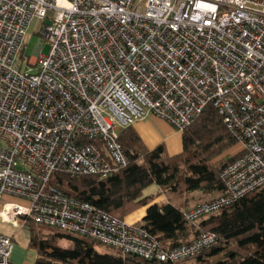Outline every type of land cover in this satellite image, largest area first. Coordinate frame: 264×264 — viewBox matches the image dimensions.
Here are the masks:
<instances>
[{
	"label": "built area",
	"instance_id": "obj_1",
	"mask_svg": "<svg viewBox=\"0 0 264 264\" xmlns=\"http://www.w3.org/2000/svg\"><path fill=\"white\" fill-rule=\"evenodd\" d=\"M31 18L40 39L22 59ZM207 105L240 151L219 172L223 192L183 211L189 223L264 185V0H0V222L30 220L161 262L201 254L215 234L163 248L49 182L107 177L130 163L121 130L151 114L181 131ZM13 246L0 232V264Z\"/></svg>",
	"mask_w": 264,
	"mask_h": 264
},
{
	"label": "trees",
	"instance_id": "obj_2",
	"mask_svg": "<svg viewBox=\"0 0 264 264\" xmlns=\"http://www.w3.org/2000/svg\"><path fill=\"white\" fill-rule=\"evenodd\" d=\"M130 163L107 177L54 173L50 184L90 202L106 213L124 219L147 206L142 227L155 235L163 248L189 242L201 232H211L216 244L201 254L170 263L145 259L86 236L49 229H29L28 247L34 264H264V185L220 211L187 222L181 208L152 203L143 190L156 184L173 194L199 190L210 196L223 192L221 168L239 154L228 155L236 145L216 109L207 105L181 130L182 151L169 155L163 144L147 149L130 128L118 137ZM66 240L62 246L60 241ZM101 246L104 249L100 250Z\"/></svg>",
	"mask_w": 264,
	"mask_h": 264
},
{
	"label": "rangeland",
	"instance_id": "obj_3",
	"mask_svg": "<svg viewBox=\"0 0 264 264\" xmlns=\"http://www.w3.org/2000/svg\"><path fill=\"white\" fill-rule=\"evenodd\" d=\"M39 25L40 24L36 20V18L30 19L27 25L25 34L23 36L22 43H21L20 53H22V55L24 56V58L22 59H26V58L31 59L32 56H34L35 47L40 39L38 32H37L39 29ZM48 50H49V46L46 44H43L41 47V54L45 55L48 52ZM27 67L31 71H34L31 65H28ZM140 124L142 125L141 133L143 135L144 142L147 146L151 147L154 144V142H156L155 140H157V137H162V134H163L162 129L159 128V125L155 123L151 118H147L144 122H141ZM134 125L136 126L137 124H134ZM168 126L171 129L175 130L176 132L170 138L165 140L166 149L169 152V154H175V153L180 152L182 149L181 140H180V130L173 128L169 124ZM159 191L160 189L158 188L156 184H151L143 190V195L157 194ZM188 193L190 192H185L183 194H173L167 191H161L156 195L155 201L160 204L165 203L168 200H170L173 203L174 202L177 203L183 197H185V195ZM202 199L203 200H201L197 204L203 201H206L208 198L202 197ZM144 219H145V207H141L139 210L126 216L124 221L128 224L130 223V224L142 225V223L144 222ZM30 225L35 229L42 228L44 232H47L49 231V229H52V228L41 226L35 223H30ZM29 229L30 227L27 225L15 227V226H12L11 224L0 222V232L13 237L14 245L21 249L27 248V241H28L29 232H30ZM60 244L62 246H65L67 244L66 240L62 239L60 241ZM98 249L103 250L104 248L99 246Z\"/></svg>",
	"mask_w": 264,
	"mask_h": 264
},
{
	"label": "crops",
	"instance_id": "obj_4",
	"mask_svg": "<svg viewBox=\"0 0 264 264\" xmlns=\"http://www.w3.org/2000/svg\"><path fill=\"white\" fill-rule=\"evenodd\" d=\"M147 118H151L155 123H157L159 125V128H161L162 131H163L162 137H157V140H155L156 142H154V144L151 147H149V146H147L145 144L143 135L141 133V131H142V125L140 123L141 122H144ZM134 124H137V125L135 126ZM129 127L137 134V136L139 137V140L141 141V143L144 145L145 148H147V149H153L158 144H163L166 152L169 154V152L166 149L165 140L168 139V138H170L173 134H175L176 131L173 130V129H171L168 126V123H166L163 119L158 118V117H156L154 115L149 114L144 119L135 121ZM180 140H181V131H180ZM181 146H182V142H181ZM181 151H182V149H181ZM239 151H240V147L238 146V144H236L233 148H231L228 151V155H232L234 153H238ZM180 152H178V153H180ZM178 153H175V154H178ZM169 155H174V154H169ZM158 188L160 189L159 192L166 191V190L161 189L159 186H158ZM157 194H149V195H145V196H153L152 203H157L155 201V198H156V195ZM215 196H217V195H215ZM215 196H210L207 193H204V192L199 191V190H195V191H190V193L186 194L185 197H183L177 203H175V202L173 203L170 200H168L167 202L168 203H171L172 205H174L176 207L181 208L182 210H186V209H189V208L194 207L198 202H200L201 200H203L202 197H206V198L210 199V198H213ZM157 204H160V203H157ZM142 207H145V211H146L147 206H142ZM140 208H138L137 210H139ZM137 210H135V211H137ZM130 214H128V215H130ZM125 217H124V220H125ZM12 240H13V237H12ZM27 243H28V241H27ZM36 257H37L36 251L34 249L28 247V244H27V248L26 249H21V248H18L17 246L14 245L13 246V251H12V254H11V258H10V264H34V260L36 259Z\"/></svg>",
	"mask_w": 264,
	"mask_h": 264
},
{
	"label": "bare ground",
	"instance_id": "obj_5",
	"mask_svg": "<svg viewBox=\"0 0 264 264\" xmlns=\"http://www.w3.org/2000/svg\"><path fill=\"white\" fill-rule=\"evenodd\" d=\"M5 208L7 209V212H11V211H13L14 209H15V207L14 206H12V205H10V204H5ZM9 209V210H8ZM2 213L1 214H3L4 216H8L9 215V213L8 214H6L7 212L5 211V210H3V211H1ZM124 220V219H123Z\"/></svg>",
	"mask_w": 264,
	"mask_h": 264
}]
</instances>
